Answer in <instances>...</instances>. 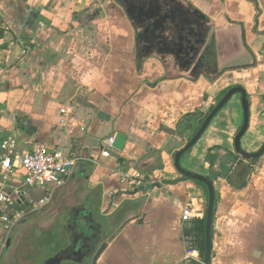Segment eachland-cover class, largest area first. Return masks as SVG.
<instances>
[{
  "label": "crops",
  "instance_id": "1",
  "mask_svg": "<svg viewBox=\"0 0 264 264\" xmlns=\"http://www.w3.org/2000/svg\"><path fill=\"white\" fill-rule=\"evenodd\" d=\"M180 2L212 26L202 67L170 53L139 55L137 31L116 0H0V138L14 136L19 153L38 143L77 157L63 185L26 189L18 169L7 191H24L35 211L58 202L65 219L89 212L98 247L105 244L96 264H195L184 259L192 226L180 214L190 204L201 219L207 194L174 167L194 135L186 115L204 120L242 87L249 124L241 148L255 153L264 143V0ZM242 123L234 95L180 160L213 180L210 264H264V155L244 161L235 153ZM117 133L123 150L103 156ZM121 171L138 176L136 184L121 181ZM17 201L6 208L14 222L29 211Z\"/></svg>",
  "mask_w": 264,
  "mask_h": 264
},
{
  "label": "water",
  "instance_id": "2",
  "mask_svg": "<svg viewBox=\"0 0 264 264\" xmlns=\"http://www.w3.org/2000/svg\"><path fill=\"white\" fill-rule=\"evenodd\" d=\"M123 9L136 33L138 46L145 39L155 42L160 51L169 47L170 53L176 62L196 61L199 67L206 62L203 49L212 53L214 35L209 21L196 10L186 7L180 0H116ZM234 95H240L243 113V123L234 138V150L244 161L256 160L264 155V143L255 153H247L241 148V139L246 133L249 124V103L247 95L242 87L229 89L211 111L204 118L199 129L189 142L174 154V167L185 179L203 184L207 190V206L205 212V249L202 262L210 264L211 257V226L214 213L215 192L208 178L191 173L180 165L182 156L189 151L200 139L214 117L230 101ZM24 121V120H23ZM126 141L125 135L117 133L114 137L112 148L121 152ZM22 209L31 210L30 204L21 196L17 201ZM95 220L89 212L83 210L79 215H70L66 219L67 233L69 235L68 246L58 253L49 263L61 264L64 261L79 262L80 264H96L102 254L105 244L99 247V238L93 237Z\"/></svg>",
  "mask_w": 264,
  "mask_h": 264
},
{
  "label": "built area",
  "instance_id": "3",
  "mask_svg": "<svg viewBox=\"0 0 264 264\" xmlns=\"http://www.w3.org/2000/svg\"><path fill=\"white\" fill-rule=\"evenodd\" d=\"M66 113V109L59 110L58 114L62 124L65 123ZM113 140L114 137H110L104 141V150L101 152L103 156H108L110 152L115 151L112 148ZM17 147L18 141L14 136L7 135L0 138V224L10 223L11 217L7 214L6 208L13 198L19 200L25 193L20 190L11 195L7 191L16 170H23L22 185L24 188L46 189L50 186L63 185L70 177L77 161V157L72 153L49 149L38 143L33 145L30 151L22 153L17 151ZM119 175L121 181L136 184L135 180L138 176H132L126 171H121ZM47 201L48 198L44 197L37 204L42 205ZM197 218L198 215L190 204L182 207L180 214L182 225L191 224ZM184 259L188 263L202 262L200 253L192 248L186 250Z\"/></svg>",
  "mask_w": 264,
  "mask_h": 264
},
{
  "label": "rangeland",
  "instance_id": "4",
  "mask_svg": "<svg viewBox=\"0 0 264 264\" xmlns=\"http://www.w3.org/2000/svg\"><path fill=\"white\" fill-rule=\"evenodd\" d=\"M23 172L22 169H19ZM58 202L8 224H0V264H42L69 241Z\"/></svg>",
  "mask_w": 264,
  "mask_h": 264
},
{
  "label": "trees",
  "instance_id": "5",
  "mask_svg": "<svg viewBox=\"0 0 264 264\" xmlns=\"http://www.w3.org/2000/svg\"><path fill=\"white\" fill-rule=\"evenodd\" d=\"M1 35V32H0ZM208 60L215 62L214 55H208ZM225 93V92H224ZM186 122L188 127H190L193 131V134L196 133L199 126L201 125L203 121V117L201 115L197 114H188L185 116ZM208 161L210 165H213L212 155L208 154ZM208 180L212 183V178H208ZM197 185L202 187L207 194L206 187L198 182H195ZM191 228H186L185 231V238L189 242L190 247L192 249L198 250L200 254L203 256L204 249H205V216H203L201 219H196L194 222L191 223ZM79 264V263H78Z\"/></svg>",
  "mask_w": 264,
  "mask_h": 264
},
{
  "label": "flooded vegetation",
  "instance_id": "6",
  "mask_svg": "<svg viewBox=\"0 0 264 264\" xmlns=\"http://www.w3.org/2000/svg\"><path fill=\"white\" fill-rule=\"evenodd\" d=\"M165 50L164 51H161V54H166L167 51H171L169 49V47L167 48H164ZM154 52H157V53H160V51L158 50V48L156 47V44L155 42H153V40L151 39H145L144 41L141 42V44L138 46V54L139 55H144V54H149V53H154ZM32 212H35V210L33 208H31L30 211H28L27 213H24L23 216H26V215H29L31 214ZM96 234H95V230L93 232V237H95ZM68 246V244L61 250L55 252L53 255L49 256L48 258H46L42 264H53V263H49V260L51 258H54L56 255H58L59 252H61L62 250H64L66 247ZM76 263H79V262H76ZM80 264V263H79Z\"/></svg>",
  "mask_w": 264,
  "mask_h": 264
}]
</instances>
